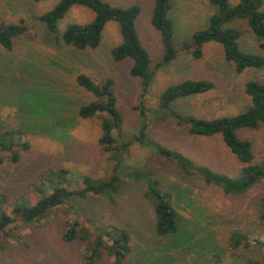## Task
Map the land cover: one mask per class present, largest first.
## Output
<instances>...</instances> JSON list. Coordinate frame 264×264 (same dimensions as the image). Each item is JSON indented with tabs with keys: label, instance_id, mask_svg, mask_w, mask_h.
I'll list each match as a JSON object with an SVG mask.
<instances>
[{
	"label": "rangeland",
	"instance_id": "1",
	"mask_svg": "<svg viewBox=\"0 0 264 264\" xmlns=\"http://www.w3.org/2000/svg\"><path fill=\"white\" fill-rule=\"evenodd\" d=\"M104 1L122 7L131 4L140 7L136 29L152 62H157L163 51L159 34L150 22L152 0ZM56 2L0 0V21L23 20L27 26L11 50L0 48V132L20 129L22 141L29 144L26 150L14 147L18 151L17 161L10 159L9 151H0L3 157L0 198H4L8 212L21 197L30 201L38 199L36 187L40 177L51 169L67 168L76 179L75 187L81 185L83 174L94 178L110 175L113 161L98 143L99 118L83 119L78 115L79 106L92 99L76 83L78 73L90 76L95 83L106 78L112 80L122 116L120 139L127 141L140 124L136 109L140 79L129 74L127 60L116 62L111 56L112 47L121 39L117 23L105 24L96 48L75 50L62 43L61 33L69 23L87 22L92 13L83 6L71 7L59 20L57 32L52 34L39 16ZM171 3L177 57L155 71L144 98L145 106L157 107L161 92L174 82L202 78L212 81L214 87L205 94L176 101L175 109L207 119L242 111L248 102L244 84L250 79L264 83V66L237 73L216 42L206 43L202 56L194 58L182 43L194 30L207 25L214 7L209 0H171ZM234 24L242 31V49L264 55L247 23L236 20ZM149 120L148 136L154 142L183 152L195 163L230 175L240 170L242 165L219 135L190 134L171 118L149 117ZM238 134L252 141L255 160H262L264 128L241 129ZM138 167L149 168L161 186L172 192L179 221L175 236L156 234L153 209L144 196L145 182L125 177L114 195L115 205H108L101 196L75 198L69 201L72 209L60 205L36 223L16 221L8 226L6 233L0 234V264H81L85 243L79 239L72 242L61 239L62 232L75 219L82 220L74 210L129 230L131 251L124 264H237L249 257L264 264V251L254 242L264 240V221L257 210L264 184H256L243 194H226L220 187L206 184L200 176L183 173L155 150L133 142L123 155L120 171L125 176ZM234 230L246 233L251 240L249 245L231 249L228 240ZM107 261L103 256L96 264Z\"/></svg>",
	"mask_w": 264,
	"mask_h": 264
},
{
	"label": "trees",
	"instance_id": "2",
	"mask_svg": "<svg viewBox=\"0 0 264 264\" xmlns=\"http://www.w3.org/2000/svg\"><path fill=\"white\" fill-rule=\"evenodd\" d=\"M209 3L214 7V11L208 17L207 25L194 30L188 40L182 43V47L189 49L194 58H200L203 46L208 42H216L222 46L224 58L233 64L237 73L263 67V53L242 49V31L234 22L244 20L255 37L258 48L264 51V0H238L236 3L230 0H209ZM73 6H83L92 13L87 22L69 23L61 33L62 43L75 50L96 48L100 44L105 24L108 21L117 23L121 39L112 47L111 56L116 62L127 60L129 74L140 79V99L136 106L140 124L137 132L130 135L127 141L120 139L122 116L112 80L106 78L100 83H95L90 76L78 73L75 77L76 83L92 95L91 100L79 106L78 115L83 119L99 118L101 134L98 143L110 154L113 161L112 171L105 178L83 174L79 187L73 185L76 179L67 168L45 172L36 187L37 193L40 194L38 199L30 201L21 197L12 203L11 212H8L4 198H0V234H5L7 227L16 221L36 223L57 206L66 205L72 209L73 206L69 203L71 199L101 196L108 205H115L114 195L126 177L133 181L143 179L145 182L144 196L153 209V227L156 234L160 237L175 236L179 232V221L173 205L172 192L161 186L149 168L138 167L125 176L121 174L123 155L133 142L155 150L183 173L200 176L206 184L218 186L226 194H243L256 184H264V158L256 161L252 141L238 134L241 129L264 128V83L256 79L245 82L243 90L248 102L238 113L207 119L175 109L173 104L176 101L205 94L214 87L212 81L202 78H186L166 86L160 94L158 106L147 108L144 98L155 71L177 57V49L173 43L174 25L170 17L171 0H152L150 22L159 34L163 51L161 58L155 63L152 62L136 29V19L140 13L137 4L122 7L111 5L104 0H57L50 9L39 16V19L50 33L55 34L59 20ZM26 30L27 26L23 20L0 21V48L11 50L15 40ZM149 117L171 118L178 125L185 126L193 135H219L230 153L242 165L240 170L230 175L208 165L195 163L183 152L154 142L148 136L151 125ZM22 137L23 131L20 129H6L0 132V151H9L10 159L17 161L18 151L14 150V147L20 150L29 147L28 142L22 141ZM2 161L3 157L0 155V164ZM257 210L259 218L264 221V193L260 196ZM74 211L82 220L75 219L62 232L61 239L65 242L79 239L85 243L81 264H96L103 256L107 258V264H124L131 251L129 230L111 222L97 221L78 210ZM228 241L231 249H237L242 245H249L251 240L246 233L234 230L230 232ZM254 242L264 251V240L256 239ZM237 264L263 263L249 257Z\"/></svg>",
	"mask_w": 264,
	"mask_h": 264
}]
</instances>
